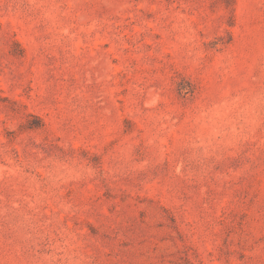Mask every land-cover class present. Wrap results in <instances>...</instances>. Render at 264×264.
I'll use <instances>...</instances> for the list:
<instances>
[{
    "label": "rangeland",
    "instance_id": "374dc122",
    "mask_svg": "<svg viewBox=\"0 0 264 264\" xmlns=\"http://www.w3.org/2000/svg\"><path fill=\"white\" fill-rule=\"evenodd\" d=\"M0 264H264V0H0Z\"/></svg>",
    "mask_w": 264,
    "mask_h": 264
}]
</instances>
